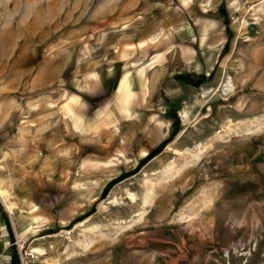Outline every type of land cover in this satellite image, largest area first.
Masks as SVG:
<instances>
[{
	"label": "rangeland",
	"instance_id": "1",
	"mask_svg": "<svg viewBox=\"0 0 264 264\" xmlns=\"http://www.w3.org/2000/svg\"><path fill=\"white\" fill-rule=\"evenodd\" d=\"M147 69L154 119L70 147ZM0 188L12 264H264V0H0Z\"/></svg>",
	"mask_w": 264,
	"mask_h": 264
},
{
	"label": "crops",
	"instance_id": "2",
	"mask_svg": "<svg viewBox=\"0 0 264 264\" xmlns=\"http://www.w3.org/2000/svg\"><path fill=\"white\" fill-rule=\"evenodd\" d=\"M186 57V55L183 57L184 61L188 60ZM128 69L131 70L132 67ZM148 72L149 69L145 71V74L142 70L139 78L133 70L131 74H128L130 76L127 77L126 85H124L125 87L121 91H119L120 79L117 83L112 100L104 101L91 119L83 118L85 113L81 110V106H83L82 103L77 101L79 97H71V101L73 100V102H70L72 114L77 116L71 120L66 119L65 122L61 123V126L64 127V132L66 130L65 127L67 126L68 128L66 136L74 138V143L69 142L71 143L70 145H73L70 147H75L79 152H83L84 149L89 146V142L92 139L99 138L97 136L101 135L104 128L126 127L128 125L142 123V121L146 120H148L147 123H149V120L152 121L155 117V113L149 110L151 101L148 97L150 93L146 89L147 82L149 81L147 78ZM123 73H130V71L123 69ZM66 139L67 138L64 137L62 142H65ZM61 147L62 146H59V148ZM63 148H66V146H63ZM95 156L101 157L100 154H95ZM8 244L7 242L3 243L4 248L0 252V264H12Z\"/></svg>",
	"mask_w": 264,
	"mask_h": 264
},
{
	"label": "bare ground",
	"instance_id": "3",
	"mask_svg": "<svg viewBox=\"0 0 264 264\" xmlns=\"http://www.w3.org/2000/svg\"><path fill=\"white\" fill-rule=\"evenodd\" d=\"M8 195L0 188V199L2 203L4 204L5 208L10 214H13V206L12 204L8 201L7 198Z\"/></svg>",
	"mask_w": 264,
	"mask_h": 264
},
{
	"label": "built area",
	"instance_id": "4",
	"mask_svg": "<svg viewBox=\"0 0 264 264\" xmlns=\"http://www.w3.org/2000/svg\"><path fill=\"white\" fill-rule=\"evenodd\" d=\"M22 264H29V260L27 258H22Z\"/></svg>",
	"mask_w": 264,
	"mask_h": 264
}]
</instances>
